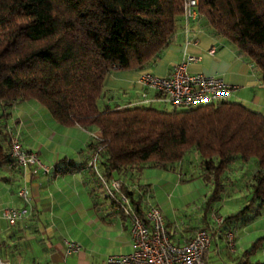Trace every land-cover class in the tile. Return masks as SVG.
Wrapping results in <instances>:
<instances>
[{"label": "trees", "instance_id": "16d2710c", "mask_svg": "<svg viewBox=\"0 0 264 264\" xmlns=\"http://www.w3.org/2000/svg\"><path fill=\"white\" fill-rule=\"evenodd\" d=\"M182 1L0 0V106L34 100L61 126L95 128L99 136L92 144L107 171L165 167L194 150L212 191L192 233L225 230L242 210L222 216L213 229L207 212L221 198L224 174L235 161L255 164L249 204L242 208L252 214L244 221L264 207V114L228 100L168 110L98 106L108 72L139 69L157 58L175 30ZM195 9L215 36L253 65L264 86V0H197ZM3 116L0 166L10 164ZM121 189L141 215L131 193Z\"/></svg>", "mask_w": 264, "mask_h": 264}, {"label": "crops", "instance_id": "0c3cea01", "mask_svg": "<svg viewBox=\"0 0 264 264\" xmlns=\"http://www.w3.org/2000/svg\"><path fill=\"white\" fill-rule=\"evenodd\" d=\"M210 47L212 54L207 53ZM186 55L194 57L186 65L188 73L221 77L234 87L229 99L264 114V86L258 72L237 55L230 43L215 36L199 15L186 22L177 17L167 45L152 62L139 69L108 72L102 80L103 94L98 104H164L158 101L157 94L138 83V77L144 71L165 76ZM0 114L6 115L5 125L18 131L22 146L35 151L48 167V172L42 173L23 171L10 164L0 166V211L22 206L16 190L23 183L29 194V212L22 220L9 224L0 216V258L9 264H91L97 250L113 243L122 245L124 240L130 245L129 223L121 212L122 197L128 201L129 197L124 196L121 188L131 193L141 210L137 198L140 195L134 197V190L144 185L135 184L132 170L103 169L92 144L99 132L93 127L61 126L34 100L0 106ZM95 154L96 164L92 168L87 162ZM113 180L120 183L118 190L112 188ZM206 222L209 228V220ZM173 227L171 224L166 229L175 242L192 234L191 227L175 226L181 233L176 237ZM227 231L233 232L231 247L225 239ZM212 232L207 252L209 263L213 257L215 264H264V207L251 221H244L240 215L233 219L231 227ZM67 241L77 243L79 249L67 253Z\"/></svg>", "mask_w": 264, "mask_h": 264}, {"label": "built area", "instance_id": "2783aa9c", "mask_svg": "<svg viewBox=\"0 0 264 264\" xmlns=\"http://www.w3.org/2000/svg\"><path fill=\"white\" fill-rule=\"evenodd\" d=\"M196 3L197 0L182 1L180 16L184 22L198 16L195 9ZM207 53L212 54L213 48L210 47ZM193 60V56L186 55L181 61L172 65L165 76L144 71L139 75L138 83L157 94L158 101L176 109L193 108L202 104L216 105L228 100L234 87L218 76L188 73L186 65ZM5 133L8 140L7 153L10 165L23 171L30 169L40 170L42 173L48 172V167L42 164L37 153L22 146L14 126L6 125ZM96 159L95 154L87 162L88 166L94 168ZM111 186L118 190L120 183L113 180ZM16 196L22 206L6 207L0 211V216L9 224L22 220L29 212V194L24 183L16 190ZM122 200L121 212L129 223L130 251L125 254L107 255L103 264H209L207 258L211 242L209 231L198 229L187 240L175 242L165 228L158 206L149 205L139 215L126 198L122 197ZM208 219L209 229H213L221 223L222 216L209 213ZM225 239L231 247L233 243L231 231L225 233ZM78 249L77 243L65 242L67 253ZM0 264L9 263L0 258Z\"/></svg>", "mask_w": 264, "mask_h": 264}, {"label": "rangeland", "instance_id": "374dc122", "mask_svg": "<svg viewBox=\"0 0 264 264\" xmlns=\"http://www.w3.org/2000/svg\"><path fill=\"white\" fill-rule=\"evenodd\" d=\"M229 100L232 101V99ZM98 106L101 107L100 104ZM156 107L166 110L171 108L168 104H159ZM199 160V155L194 150H189L179 162L165 167L143 165L141 168H132L133 179L136 180H134L135 184L144 185L141 189L134 190V197L137 194L140 195L141 210L144 211L153 204L158 206L165 228L171 227V224L174 225L173 228L177 231L176 237L180 235V231L175 226L185 228L200 226L202 224L200 222L202 209L211 202L209 198L212 184L210 181L202 179ZM254 169L255 164L252 161L246 164L235 161L224 174L221 198L213 203L207 213L224 216L242 210L240 215L244 219L250 216L252 209L242 208L249 204L248 177ZM207 220H209L208 217ZM189 230L192 231V229ZM231 233L233 234L232 231ZM129 251L130 245L126 243V240L122 245L113 243L102 251H95L94 257L91 258V264H102L105 255L125 254ZM209 264H215L213 257L210 258Z\"/></svg>", "mask_w": 264, "mask_h": 264}]
</instances>
